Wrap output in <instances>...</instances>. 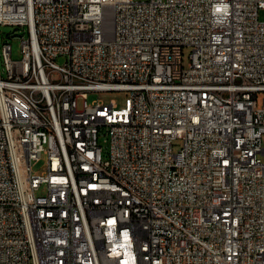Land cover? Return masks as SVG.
<instances>
[{
    "label": "built area",
    "instance_id": "obj_1",
    "mask_svg": "<svg viewBox=\"0 0 264 264\" xmlns=\"http://www.w3.org/2000/svg\"><path fill=\"white\" fill-rule=\"evenodd\" d=\"M261 10L0 0V264H264Z\"/></svg>",
    "mask_w": 264,
    "mask_h": 264
},
{
    "label": "rangeland",
    "instance_id": "obj_2",
    "mask_svg": "<svg viewBox=\"0 0 264 264\" xmlns=\"http://www.w3.org/2000/svg\"><path fill=\"white\" fill-rule=\"evenodd\" d=\"M260 18L264 20V10L260 11ZM15 25H8V24H1L0 23V48L5 41H9L12 44L13 48V58H20L21 57V41L22 37L21 34H24L25 37L28 36V30H24L22 27L15 31ZM15 33V34H14ZM189 53L190 47L186 46L184 49V59L185 63H188L189 60ZM56 61L60 64H63L66 61L65 55H60L57 57ZM0 64L2 66V58L0 56ZM128 92L123 90H101V91H90L88 94V101L92 103L93 100L100 99L106 103L110 102L111 100H115L119 107L125 106L126 98L128 97ZM264 98V92L259 93V103L262 105V100ZM177 143H181V140H177ZM175 146V149L179 148V145ZM262 145L264 146V134L262 137ZM264 158V156H262ZM45 159H42L39 163L34 165V170H42L43 166H45ZM40 192H44L42 189Z\"/></svg>",
    "mask_w": 264,
    "mask_h": 264
},
{
    "label": "water",
    "instance_id": "obj_3",
    "mask_svg": "<svg viewBox=\"0 0 264 264\" xmlns=\"http://www.w3.org/2000/svg\"><path fill=\"white\" fill-rule=\"evenodd\" d=\"M17 30V28H15V31Z\"/></svg>",
    "mask_w": 264,
    "mask_h": 264
}]
</instances>
